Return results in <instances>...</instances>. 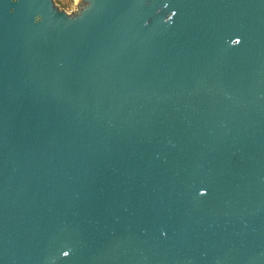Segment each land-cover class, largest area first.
Returning a JSON list of instances; mask_svg holds the SVG:
<instances>
[{
  "label": "water",
  "instance_id": "water-1",
  "mask_svg": "<svg viewBox=\"0 0 264 264\" xmlns=\"http://www.w3.org/2000/svg\"><path fill=\"white\" fill-rule=\"evenodd\" d=\"M78 5L0 0V264H264V0Z\"/></svg>",
  "mask_w": 264,
  "mask_h": 264
},
{
  "label": "rangeland",
  "instance_id": "rangeland-1",
  "mask_svg": "<svg viewBox=\"0 0 264 264\" xmlns=\"http://www.w3.org/2000/svg\"><path fill=\"white\" fill-rule=\"evenodd\" d=\"M79 0H64L62 5L58 7L68 12L69 14H73V12H77L80 10V6L78 5Z\"/></svg>",
  "mask_w": 264,
  "mask_h": 264
},
{
  "label": "clouds",
  "instance_id": "clouds-1",
  "mask_svg": "<svg viewBox=\"0 0 264 264\" xmlns=\"http://www.w3.org/2000/svg\"><path fill=\"white\" fill-rule=\"evenodd\" d=\"M63 2H64V0H52V3H53L54 5H57V6L62 5ZM39 19H40V18L37 17V20H39Z\"/></svg>",
  "mask_w": 264,
  "mask_h": 264
},
{
  "label": "snow or ice",
  "instance_id": "snow-or-ice-1",
  "mask_svg": "<svg viewBox=\"0 0 264 264\" xmlns=\"http://www.w3.org/2000/svg\"><path fill=\"white\" fill-rule=\"evenodd\" d=\"M173 15H175V13H173ZM236 43L239 44L240 41L237 40ZM203 195H205V193H201V196H203ZM63 255H64L65 257H68V256L70 255V251H65V252L63 253Z\"/></svg>",
  "mask_w": 264,
  "mask_h": 264
}]
</instances>
